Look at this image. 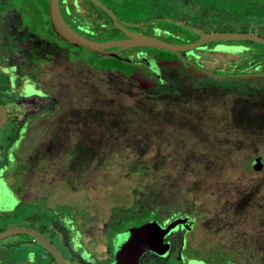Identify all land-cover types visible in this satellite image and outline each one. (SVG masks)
Instances as JSON below:
<instances>
[{
	"label": "rangeland",
	"instance_id": "rangeland-1",
	"mask_svg": "<svg viewBox=\"0 0 264 264\" xmlns=\"http://www.w3.org/2000/svg\"><path fill=\"white\" fill-rule=\"evenodd\" d=\"M23 1L34 9L36 18L44 17L42 0ZM251 1L256 7L253 12L227 18L221 30L241 31L244 26L263 22L264 14L256 12L262 0ZM77 3L75 13L61 8L67 22L93 40H108V23L102 24L105 30L100 32L74 25L70 15L103 21L97 6L85 0ZM114 12L123 20L120 22L139 33L190 43L183 41L177 28L173 30L178 36L169 38L171 28L163 22L127 21L132 13ZM9 16L8 12L6 18ZM23 24L46 37V26L40 21ZM218 24L211 27L220 30ZM254 30L264 34L262 27ZM5 42L2 50L11 52L13 44ZM214 42L188 50L186 55L196 61V67L217 71L219 76L232 68L243 69L248 58L258 60L264 68L257 54L262 51L264 55L263 45L250 43L257 53L245 52L238 58V46L226 40ZM130 49H122L120 54L132 56L141 50L147 57L169 56L167 50L155 47ZM16 54H8V58L21 60L20 53ZM130 60L81 47L54 53L37 66L29 62L47 97L36 91L33 82L19 89L8 84L13 69L0 66V104L7 111L0 128V177L1 181L11 177L12 187L0 182V195L8 198L4 207L0 205L1 228L22 225L42 230L44 223L48 231L43 233L65 257L70 255L71 264H98L107 257L106 241L107 260L111 258L110 236L119 228L180 211L194 218L187 234L190 249L203 254L219 251L239 264H264V79L244 76L228 80L162 67L164 84L146 89L121 76L124 72L134 74L130 65L141 67ZM31 117L35 121L28 129L26 147L17 164L22 172H18L13 169L12 151L20 145L25 121ZM256 157L262 162L258 171L250 166ZM45 192L52 209L43 208L38 197L34 200ZM71 218L89 253L82 255L87 262L76 259L65 244L64 228L73 231ZM111 221L116 222L114 229L109 228ZM73 233L77 241L78 232ZM25 237L14 234L0 239V264L24 262V246L30 243ZM77 249L79 246L73 245V252Z\"/></svg>",
	"mask_w": 264,
	"mask_h": 264
},
{
	"label": "trees",
	"instance_id": "trees-1",
	"mask_svg": "<svg viewBox=\"0 0 264 264\" xmlns=\"http://www.w3.org/2000/svg\"><path fill=\"white\" fill-rule=\"evenodd\" d=\"M85 1H88V0H85ZM98 1L101 2L104 6H106L111 11L115 15L116 19L119 22L123 21V20L120 19L115 14L114 10L128 11V12L132 13L131 15H134V16H132V18H128L129 20H127V21H146V22L159 21V22H163L165 26L171 28V30L168 31V33L171 34L169 38H171L173 36H178L176 34L177 32L175 33V31L173 30V28H177L179 31L182 32V34H183L182 37L184 38V40H183L184 42L195 41L198 37L193 31L186 28L184 26V24L188 25V26L194 28L196 31H199L202 33L210 32V31H222L221 29L226 27V25L223 24L222 21H225L227 18L238 17V16H236V14H239L240 12L242 15H245L247 12H253L256 9V7L254 9V5H253L254 2L251 0H98ZM42 3H43L42 4L43 6L41 5L40 7L44 10V18H47V0H42ZM99 10L101 11L103 21H88V22L83 21V23H82V21H73L74 25L78 28H81L82 26H84L87 29L89 27V28L94 29V32H97V31L100 32V31L105 30V27L103 28L102 24L104 25V24L108 23L110 26L109 30L111 31V34H109L110 37L108 38V40L110 38L115 39V38H113L115 35L123 36V33L121 31H119V29H117L112 24L109 16L104 11H102L101 9H99ZM69 11H70V13H73L72 8L69 9ZM256 12H259L261 15H262V13L264 14V0H262V6H260L259 11L257 10ZM17 13H18V17L22 18V19H32L33 17H35V12H34L33 8L28 9V10L20 8L17 10ZM69 17H71L73 19H76L77 17L82 18L81 16H78L76 14L70 15ZM96 17L99 18V16H96ZM120 23H122L126 28L129 27L132 29V26L124 24L123 22H120ZM214 23H219L217 29H220V30H216V29L211 27V24H214ZM18 24H20L21 32L24 34L23 37L28 38L30 45L32 47H34L32 53L26 56V59L30 62H34V63L39 62L40 59H38V57L36 55L37 51L51 50L50 46L52 48H54L56 46L55 48L58 50L59 46L57 45V43L59 41L60 42L58 44L61 43L68 50L70 48H81V47H75L72 45H68L65 42H63L61 39L56 37L54 35L52 28H51L48 21H40L41 25L46 26L45 27L46 37H44V39H42L41 35H39V34L37 35L32 30H30L28 28V26H25L23 24V21H19ZM142 24H144V23H138V25H142ZM255 26L262 27L264 29V21L258 22L255 24H250L248 27L244 26V27H242L243 29L241 31H238V32L258 33L259 35H262L264 37V34H261L259 32H255V30H254ZM83 29H85V28H83ZM165 30L166 29H160V32H164ZM226 31H230V30H226ZM83 35L86 36L85 34H83ZM154 36L157 38H160L164 41L176 43V41H173L172 39H168L167 37H163L161 35H154ZM51 38H53V39L51 40ZM53 40H55V41H53ZM228 42H231L234 46H238L241 49L240 52L235 53L238 55V58H239L240 54H243L245 52L251 53L253 55L257 53V52H254L249 47L250 43L260 45L258 43L250 42V41H228ZM207 44L214 45L215 42L214 41L206 42V43L202 44L201 46H206ZM260 46H262V45H260ZM262 47H264V46H262ZM130 50H135V48H131ZM165 52L168 53V55H169L168 57L157 56V55L152 56L154 58L156 64L159 67H161V68L162 67H174L177 70L182 71V72L187 73V74H190V75H194L195 72L198 74H199V72L203 73L202 70L197 69L196 66L194 67V65L187 63L184 60L179 59L173 53H171L169 51H165ZM257 54H258V57L261 56L260 61L264 62V55H262L263 52L260 51V53H257ZM119 55H112V57H116L117 59L122 58L121 56L127 57V56H125L126 54H120L119 53ZM122 59L124 60V58H122ZM248 59L249 60H247V59L245 60L244 65H246L247 67H253L257 71L258 70L264 71V68L262 69L259 67L260 63L258 60L254 59V58H248ZM130 66H131V68L133 70L132 72H134V74L132 75L131 73L124 72V73H122V75L120 74L122 77L126 78L129 82H131L133 84H138L139 86H142L146 89L159 87V86L153 84V80L151 78H149L143 72L141 67H140L141 68L140 69L139 67H137V65H130ZM191 71H194V72L192 73ZM207 76L213 77L210 74ZM214 77H216V76H214ZM217 77H221L222 79H228V80L233 79L232 77H228V76L227 77L226 76H217ZM251 77L253 79H262V78L264 79V74H254ZM119 230H120V228L116 231H119ZM113 233H112V235H113ZM19 263L21 264V262H19Z\"/></svg>",
	"mask_w": 264,
	"mask_h": 264
},
{
	"label": "water",
	"instance_id": "water-1",
	"mask_svg": "<svg viewBox=\"0 0 264 264\" xmlns=\"http://www.w3.org/2000/svg\"><path fill=\"white\" fill-rule=\"evenodd\" d=\"M2 1L3 0H1V3ZM88 1L109 16L112 24L123 33V38L96 41L78 33L64 21L59 10L58 0H47V17L54 34L59 39L63 40L68 45L79 46L94 53L113 55L115 52L113 48L122 50L143 46L155 47L165 49L176 55L179 59L193 65L192 62L186 59V52L206 42L225 40L252 41L264 46V37L252 32L238 31H210L202 33L192 30L198 36L195 41L182 44L171 43L155 36L127 29L101 2L98 0ZM144 61H147L148 65L154 62L153 59L141 60V58H139L131 60V62L134 63H144ZM6 119L7 111L0 104V128L5 123ZM250 166L253 170H260L262 167L260 158L256 157L252 159ZM0 182H4V179L1 181V177ZM4 204H7V202L4 200L3 196L0 195V205L4 207ZM177 225H180L184 230L189 229L188 222L186 218L183 217L169 222L165 227L160 226L156 222L149 221L141 223L138 226H130L122 232L115 233L111 239L112 258L109 264H138L140 255L145 251L152 252L159 256L164 255L168 245L166 242H163V237L169 230L175 229ZM14 234H24L31 238V240L39 244L41 248L49 254L55 264H69L60 251L38 230L30 226L12 225L0 230V239Z\"/></svg>",
	"mask_w": 264,
	"mask_h": 264
},
{
	"label": "flooded vegetation",
	"instance_id": "flooded-vegetation-1",
	"mask_svg": "<svg viewBox=\"0 0 264 264\" xmlns=\"http://www.w3.org/2000/svg\"><path fill=\"white\" fill-rule=\"evenodd\" d=\"M22 2H24V1L23 0H19V2L17 1V2H13V3L12 2L10 3L9 1L8 2L3 1L2 4L5 5V7H4L5 10H6V8L9 9L8 12L10 14V16H9L8 19L7 18L4 19V21H5V28L7 29L8 33H9V36L11 37V40L12 39L15 40L14 41L15 43L14 42H11V43H14V47H13L14 49L11 52H6V53H8V54L9 53L10 54H13L12 52L17 53V54L20 53V55H21L20 57H22L21 58V61L24 60L27 63V65L25 66L27 68V67H29V64L28 63L30 61H28L26 59V56L32 53L34 47H32L30 45L28 38H24L23 37L24 34L21 32V29H20V24L21 23L20 24H18V23H19V21H49V20H48V17L47 18H44V17L43 18H39V17H37V18H33V19H22V18H19L18 17V13H17V10L18 9H20V8L21 9L23 8L25 10L31 9V8L26 7L24 4H22ZM74 5H75V7H73ZM58 6H59V10H60V13H61L64 21L71 28H73L78 33H80V34L83 35V33L79 32L78 29L72 27L67 22L68 20L65 18V16L63 15V13L61 11V8H63V9L64 8L71 9L73 7L75 9V11L73 13H75L77 11V8H78L77 0H58ZM70 20L71 21H82V22L83 21H87V22L88 21H99L98 19H87L86 20L84 18H78V17L76 19L71 18ZM127 28L129 30H131V31L137 32V30H135V29H131L129 27H127ZM256 34H258V33H256ZM260 36H262V35H260ZM41 37H42V39H44L43 36H41ZM123 37H124V35L121 38H123ZM52 39L53 38H51V40ZM20 40L23 41L22 44H21V42L19 43ZM53 41H55V40H53ZM20 45H21V48H20ZM57 45L59 46V49L58 50L55 48L56 46L54 48H52L50 46V49L51 50H47V51H37L36 52V55H37L38 59H40L39 62L43 61L44 59H47V57H50L54 53H56V54L57 53H61V52H63V50L68 51V49L65 46H63L61 43L60 44L57 43ZM113 49L115 50V52L113 53V55H119V53H120L121 50H117L116 48H113ZM121 57L124 58V59L127 58V57H129L131 60H136V59H139V58H141V60L153 59L154 62L151 63V65H148L147 61H144V63H138V64H139V66H141L143 72L149 78H151L153 80V84L154 85L160 86V85H163L164 84L163 78H162V76L160 74L161 67H159L156 64V62H155V60H154V58L152 56L151 57H147L144 53H142V51L138 50L132 56H127V57L121 56ZM186 59H189V61L192 62V63H196V61L192 57H190L189 55L186 56ZM38 63H36V65L35 64L34 65L37 66ZM134 65H137V64H134ZM194 67H195V65H194ZM259 67L263 69V67H261V66H259ZM166 68L172 69L174 67H166ZM196 68L202 70V72L207 73V75L210 74V75L216 76V77L219 76L217 74V71L216 72L209 71L207 69H203V67L202 68L196 67ZM226 70H228V69H226ZM231 70H232V72H229L228 74H225V75H222V76H226V77L228 76V77H232V78H237V77H244V76H252L254 74H264V71H259V70L257 71L255 68H253V67H247V66L244 67L243 69H234V68H232ZM32 80L33 81L35 80V75H33V79ZM33 83L36 84V91L37 92H42L43 95L46 96V94L42 90V87L39 84V82H37L35 80ZM24 85L25 86H28L29 84L28 83L23 84L22 85V88L24 87ZM28 132L29 131H27L25 129V131L22 134V140L20 142V145L15 150L18 153L17 154V157L20 154V148H21L20 146H23V147L26 146V142L25 141H26V137H27V133ZM7 136L8 135H6V139L8 138ZM15 161H14V163H15ZM18 167H17V165L15 163L13 169L16 168V170L18 172H22L21 167H19V168ZM2 196H3L4 200L8 203V198L5 197V195H2ZM37 197H38L37 200H39V201H41L43 203V208L52 209L46 203L47 202V192H45L44 196L43 195L35 196L34 200H36ZM147 215H151V213L148 212ZM26 217H29L30 219L35 218L34 215L33 216L26 215ZM150 217H151V219L142 220L140 223L133 224V225H130V226H138L141 223L153 221V222L158 223L160 226L165 227V226H167V224L169 222H171V221H173L175 219H178V218L185 217L186 220H187V222H188L189 229L188 230H184L180 225H177V227L175 229L169 230L168 233L163 237V242H166L167 245H168L166 253L164 255H162V256H159V255H156V254H154L152 252L145 251V252H143L140 255V257L138 259V264H201V263H203V264H239L238 262H234L232 260H229L228 258L223 257V255L219 251H217V253H210V251L208 250V251H204L206 253L203 254V253L197 252L194 249H190L189 248V243H188L189 242V239L187 237V234L193 228L194 218L192 216H190L189 214L184 213V212H180V211H174V212L172 211L169 215H167L164 218H160V217H157V216H150ZM73 218H71V220L69 221V227H71V229L73 228L72 229L73 231L75 230V231L78 232V239H77V241L73 240L74 239V237H73L74 236L73 231L70 232V230H67V229L64 228V230H66V233H67V234L65 233L64 241H65V244L67 246L68 251L70 253L71 252L74 253L75 256L77 257L76 259H78L80 261L87 262L86 259L82 258V255H83V253H85L87 255L89 253L86 251V249L83 247V245H82V243L80 241V230L79 229H77V230L75 229V224L73 222ZM138 219H140V218H138ZM130 221L131 220H129V219L127 220V222H130ZM65 222H66V220H65ZM121 224H123V221L120 220V225ZM40 226L43 228L42 230L36 229L34 227H32V228L38 230L42 234H44L43 233L44 230H47L48 231V229H47V227L45 226L44 223L42 225H40ZM130 226L128 225L125 228H121L119 231H116L115 233L122 232V231L126 230ZM5 227L6 226H4L3 228H5ZM110 227H111V229H114L116 227V222L115 221L114 222L111 221V224L109 225V228ZM118 227H120V226H118ZM3 228H1V226H0V230H2ZM68 232H69V234H68ZM113 235L110 236V245H111V239H112ZM48 240L50 241L49 238H48ZM24 241H29L30 243H28V245H26V246L22 245V246L25 247V252H24V259H23L24 262L23 261H20L21 264H29V263L30 264L31 263L32 264H55V262L49 256V254L44 249H42L39 244H37L36 242H34L33 240H31V238H29L28 236H26ZM73 241H75V242H73ZM50 242L52 243V241H50ZM23 244H26V243H23ZM75 244L79 246V249H77L76 252H73L74 251L73 250V245H75ZM53 245L55 246V244H53ZM107 247H108V243L106 241V256L107 257H106L105 260L102 261L103 263H98V264H109L110 263L111 258H112V253H111V258L109 260H107V258H108ZM60 253L62 254L61 251H60ZM27 255H30V258L33 257L34 259L32 261H29L28 260V257H26ZM63 257L68 261L69 264H71V262L68 260L70 258V255H69V257H65L63 255ZM223 258H224V260H222Z\"/></svg>",
	"mask_w": 264,
	"mask_h": 264
},
{
	"label": "crops",
	"instance_id": "crops-1",
	"mask_svg": "<svg viewBox=\"0 0 264 264\" xmlns=\"http://www.w3.org/2000/svg\"><path fill=\"white\" fill-rule=\"evenodd\" d=\"M5 5L1 3L0 1V66L2 68H4L6 65L11 67L13 69L12 71V75H14L13 80L9 81L8 84H13L14 86L19 88H22V85L28 82H34L33 79V75L31 74L32 69H29V67L24 68L25 66L23 65V62L20 60H18L17 57H15V59L13 60L10 55V59L8 58V53H6L7 51L2 50L3 47H1V44H4V39H6L7 41L5 43H11L14 42L15 40H11V37L9 36V33L7 31V29L5 28V21L4 19L6 18L7 14H8V8H6L5 10ZM15 43V42H14ZM14 43L13 44L14 46ZM13 53V52H12ZM10 54V53H9ZM17 55V54H16ZM2 60H4L3 62H5L4 64H2ZM18 77H20V79H18ZM30 79H29V78ZM30 80V81H29ZM35 120H33V117L31 118H27V120L25 121V126L24 128L28 131L29 127L34 123ZM38 133L40 132V130L37 131ZM20 154L17 157V151H13L12 152V156H11V162L16 163V165L19 163V158H21V152H23L22 150L25 149V147L20 146ZM10 162V163H11ZM14 163V165H15ZM16 180V179H15ZM4 182L5 184L9 185V187L12 189L11 185L9 184V182H11V177L9 179V177H4ZM17 180L14 182V184H16ZM17 187V185H16ZM18 188V187H17ZM21 192V194H25V191L22 188H18ZM23 190V191H22ZM25 201H29L32 202L31 199H27Z\"/></svg>",
	"mask_w": 264,
	"mask_h": 264
}]
</instances>
